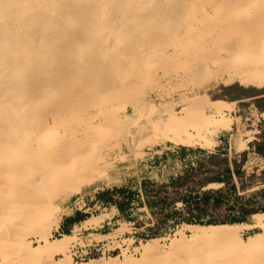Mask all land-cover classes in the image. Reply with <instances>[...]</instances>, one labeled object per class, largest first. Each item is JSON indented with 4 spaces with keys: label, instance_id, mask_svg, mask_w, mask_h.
I'll use <instances>...</instances> for the list:
<instances>
[{
    "label": "bare ground",
    "instance_id": "1",
    "mask_svg": "<svg viewBox=\"0 0 264 264\" xmlns=\"http://www.w3.org/2000/svg\"><path fill=\"white\" fill-rule=\"evenodd\" d=\"M172 1L0 0V264H73L67 251L74 237L62 234L59 239H49L50 232L57 229L59 222L58 206L51 199L69 192L79 193L81 186L92 179L90 174L98 170H96L97 167L95 169L92 166L95 170L89 169L93 172L89 175L84 174L80 172L79 165L72 161L73 158H69L71 157V152H68L70 148L79 150L72 149L71 145L76 141L73 135L77 132L71 134L72 138H67L63 132L60 133L63 136L56 132L49 139L51 140L49 144L53 146L51 149L45 146L49 138L47 136L56 125H61V122L70 123L71 121L74 124V120H67V116L70 115L79 113L77 123L92 129L101 127L102 123L106 122L99 120L96 124L89 123L92 118L97 116L101 118L108 111H112L108 114L113 116L111 108L110 111L103 107L109 101L111 102V97H108L107 102L108 93L111 90H117L116 87L121 90L124 84V88L131 85L132 72L123 73V69H126L124 66H135V64L138 66L144 61H141L142 59H146L144 58L146 52L151 51L153 46L150 41L154 39L157 41L162 36L164 29L168 27V22L170 24L171 19L179 11L172 12L169 9L173 4ZM186 1L183 2L185 11L183 14L201 15L190 23L186 21L187 25L183 26V28L186 26L183 30L184 37L187 39L186 44L189 43L187 45L192 47L190 54L192 55L193 52L195 57V50L202 52L204 47L212 46L209 42L215 41L216 44V40L219 41L217 47L213 45L216 48V54L213 57L202 58L200 54L203 65L199 73L201 79L197 82L202 83L215 77L223 79L225 86L238 83L244 87L263 88L264 0H218L213 5L203 4L197 8L186 6ZM212 7L213 15L224 14L213 23L211 21L213 15L207 13ZM183 8H181L182 11ZM230 15L233 16L232 20L228 18ZM135 27H139L138 35L131 38L130 33ZM169 31L164 35L165 40H167L165 37L171 36L172 39H176L181 35L178 36V30ZM127 38L128 45H122L121 40ZM178 39L181 40L180 37ZM169 45L171 50L177 51L171 43L167 47ZM183 45L185 44H179L184 49ZM176 46L179 48L178 45ZM186 46L185 48L189 49ZM152 48L157 49L156 53L159 52V48ZM162 51L165 50L162 49ZM176 53L179 54V51ZM203 54L213 55L212 53ZM176 56L178 57L177 54ZM164 57L166 60V55ZM183 60L186 61V58L181 61ZM210 65L215 66V70H212ZM136 73L133 78H140L141 73L138 71ZM115 83L118 85L115 86ZM70 84L74 85V90L66 97V100L64 99L65 101L45 106L48 100L46 96L50 99L54 93L57 94L56 91L59 92ZM82 98H91L95 101V113L87 110L90 104L87 105V109L84 106L82 108L81 105V109L75 108L77 101L81 103ZM121 100L122 105L129 103L135 110L134 113L138 112L139 107L134 104L135 102ZM151 105H141L148 115L156 112ZM115 107L118 111V107ZM206 109H212L214 114L207 115ZM233 111V101L212 99L208 93H204L184 105L179 112L172 109H166L163 113L157 111L156 113H160V116L166 117L162 119L159 116L157 120H150L153 130L152 128L149 130H152L154 134L156 132L154 130L161 131L159 135L156 132L157 136H155L161 142L215 148V140H208L205 134L230 130L232 119L229 113ZM124 118H129V114H125ZM109 120L113 124L119 122L110 117ZM106 126L104 125L103 128ZM64 128L61 127V129ZM70 128L67 130L72 129ZM88 130L90 129L86 131ZM144 134L147 135V133ZM155 137L149 138L154 140L152 138ZM142 139H140L141 142H143ZM239 142L238 145H245V141L239 140ZM235 144L237 145V142ZM67 147H69L68 150ZM237 147L239 146H236V149ZM77 148L82 151L81 147L77 146ZM85 148L87 146L83 147V150ZM90 150L88 153L83 152L85 155L82 156V161L85 164L91 162L90 158L94 149ZM80 151L75 153L80 155ZM75 153L72 157L76 156ZM75 159L79 163V158ZM252 216L255 225L264 226V212L254 213ZM102 220L99 217L88 219L92 224H99ZM88 221L82 224L89 226ZM184 227L190 228L191 234L188 235L189 237L181 234L178 241H172L169 252L153 245V241L156 240L154 239L152 243L141 244L140 258L128 256L124 251L121 254L122 260L113 257L96 264H264V243L262 242L264 234L255 233L245 239L239 236L243 228L250 227L247 223L204 226L185 224ZM31 234L36 235V246L27 241L26 237ZM124 241L127 240L124 239ZM134 250L137 249L134 248ZM56 254H60L61 257L55 259ZM89 261L86 264L96 262Z\"/></svg>",
    "mask_w": 264,
    "mask_h": 264
},
{
    "label": "rangeland",
    "instance_id": "2",
    "mask_svg": "<svg viewBox=\"0 0 264 264\" xmlns=\"http://www.w3.org/2000/svg\"><path fill=\"white\" fill-rule=\"evenodd\" d=\"M184 1L185 0H173L171 2L173 4H171V8L169 7V9L172 10V12L174 10H179L176 12V15L180 16V18L175 15L171 19L170 24L168 22V27L164 29L162 36L157 41L156 39L150 41L153 45L151 46L152 50L147 51V54L144 56L146 59L141 60L147 61L148 63L143 61L138 64V66L137 64H135V66L131 65L132 68L134 67V71H130V69H132L130 65H125V70L123 67L121 68L124 71L123 73L130 74L132 72V74H130L132 75L130 78L132 83L129 86L126 84V86H128L127 88H124V84L121 90L118 89V87H116L117 90H111V92L108 93V95L110 94L111 96L107 95V102L109 101L108 97H111L110 99L112 103L109 101L108 103H111L109 105L108 103L106 104L105 101L104 103L106 105L103 106L109 110L111 108V110H113V116L111 117V114H108L112 112L111 110V112L108 111L107 114L110 119H117L119 122L116 124L111 123L109 117L107 118V114L101 118L97 116L89 120V123L96 124L99 120L106 122H103L101 127L92 129L89 127L87 128L81 123H77L79 113L77 115H70L67 116V120H74V124H72L73 122L71 123V121L70 123L68 122L69 125L65 121L61 122L62 124H60L62 126L59 125V127L56 125L55 129L47 136V138L49 137L48 139L46 138L47 141L45 140L47 143L44 141L45 146H49L48 148L51 149L53 146L49 144L51 141H49V139H51L56 132V134L63 132V135H66L67 138H70L77 132L73 135L76 138V141H74L75 143L72 142L73 144L71 145L72 149L79 150H71V148L68 150V148L71 147V145H69V147H67L68 152H71V157L69 158H73L72 161L77 164V166L79 165L80 172H83L84 174L89 175L93 172L89 169L95 170L97 167L96 170L98 171L90 174V176L92 175V179L81 186L79 193L69 192L65 195L51 199L52 202L58 206L57 215L59 216V221L61 220V217L74 219L76 213H79L77 210L79 208L86 211L83 213L86 215L83 220L91 217H99L103 219L99 224L94 225H90L92 222L87 220V225L90 226H84L82 222L80 223L82 227L84 226L83 228H100L102 232L109 233L111 239L115 242L114 244L118 247V250L114 255L111 257L95 259L94 261L96 262H94V264L101 260L113 257H118V260H122L123 257L121 254L124 251L128 256L131 255L134 258H140L141 244L146 242L152 243L154 239L157 241H153V245L159 247L160 250L169 252L171 250L169 246L172 241H178L181 234L185 236L191 234L190 228L186 227V229L184 227L185 224L204 226L207 225L206 222L208 220L219 222L232 217H238L240 215L238 207L240 206L250 212L252 210L264 208V161H255L254 159H251V153L244 150L246 145H238L240 143L239 140L244 141L242 137L247 135L245 124H250V121L246 122V120L250 119L253 121V117H256V111L264 110V87L256 89L252 86L244 87L238 83H232L225 86L223 85V79L215 77L205 80L202 83L197 82L201 79L199 73L203 65L202 58L213 57L216 54L215 47H217L216 45L219 41L216 40V44L215 41L209 42V45L212 46L204 47L202 52L201 50H195L196 60H194V53L192 52L191 55V52H189L192 47L187 45L189 43L186 44L187 39L184 37L185 34L183 30L186 29V26L185 28H183V26L187 25L188 22L190 23L194 21L196 17H200L201 15L190 14L187 16L186 14H183L185 13L183 8ZM216 2H218V0H187L185 5L197 8L203 4L213 5ZM180 7L183 8V11ZM211 11L213 12V7L210 8L207 13L213 15ZM223 15V13L213 15V19L211 20L212 23L217 22ZM228 18L232 20L233 16L230 15ZM178 21L179 23L182 22L179 24ZM186 21L187 23L185 24ZM169 30H178V36L181 34L183 37H181V35L179 36L181 38L180 41L178 39L179 37L172 39L171 36L165 37L167 38V40H165L164 35ZM138 32L139 27H135L134 30L132 29L130 33L131 38L136 37ZM174 40H177L178 43ZM159 41L162 42V44ZM154 42L155 44L157 43L156 47ZM166 42L168 44L171 43L174 48L176 47L175 50H177L176 52L179 51V54L173 49L171 50L170 45L167 47L168 44ZM173 42H176L177 44L175 43L174 45ZM121 43L122 45H128V38L121 40ZM180 43L185 44L183 45L184 49H186L185 51H188L187 53L191 56L189 54L188 56H185L187 53L179 46ZM176 45H178L179 48ZM186 45L189 49L185 48ZM213 45H215V47ZM152 47L161 50L158 49L159 52L156 53L157 49H153ZM57 48L59 47L57 46ZM162 49L165 51H162ZM181 49H183V51ZM180 50L185 52V54L183 53L184 56L180 55L182 54ZM164 52H166V54ZM151 53L152 55H150ZM203 53H212L213 55L208 56ZM162 55H166V60H164L165 57ZM191 57L192 59H190ZM184 58H186V61L188 60L189 63L185 60L181 61ZM180 61L184 63H181ZM123 62L124 61H122V63ZM210 67L212 70H215V66L210 65ZM127 68H129V70H127ZM137 71L138 73H141L140 78H133L134 75L137 74ZM196 83H198V85ZM114 85L117 86L118 84L116 85L115 83ZM66 86L60 89L59 92L56 91L57 94H52L53 96L50 99L46 96L48 100L46 101L45 106H50L54 102L65 101L67 99L66 97L74 90L73 84H70L68 87ZM128 88L130 90H127ZM204 93H208L212 99L220 98L234 102V111L229 113V116L232 119L231 129L227 130V132L219 131L216 133L205 134V137L208 140L221 139L226 143L230 141L231 145H220L217 151H214L211 150V147L207 146H186L173 144L168 141L161 142L158 137H155L159 135L161 131L158 132V130H154L157 132V135L156 132L155 134L154 132L152 133L151 131L153 128L149 121L154 119L157 120L160 116V113H156L157 111L163 113L166 109H172L175 112H179L184 105L189 104L191 100L202 96ZM121 99H123V101L124 99H127V101H131V103L135 102L134 104L138 105L140 109L138 108V112L134 113L135 110H133L129 103L125 105L120 103V101H122ZM181 100H183V102ZM79 103L78 100V105L75 104L76 109H81L83 106L87 109V105L90 104V107H88L87 110L95 113L94 110L96 107L94 106H96V104L91 98H82V104ZM145 104H152L153 111L156 110V112H152L148 115L145 108L142 107ZM114 105L118 107V111ZM205 112L207 115L214 114L212 109H206ZM125 114H129V118L125 119ZM164 116L165 115H161L160 117L165 119L166 116ZM104 125L107 126L103 128ZM64 126L66 128H64ZM61 127L64 129H61ZM69 127H71L72 129H70L74 132L69 130L71 131L70 133L67 130ZM80 128L83 129L80 130ZM98 128L101 129L98 130ZM108 128L110 130H108ZM151 128L152 130L150 131L149 129ZM87 129H90L91 131H86ZM100 131H102V134ZM103 131L105 132L103 133ZM89 133L90 135H88ZM105 133H107V135ZM144 133H147L148 136ZM108 134L110 135L108 136ZM87 135L88 137H85ZM101 136L102 139H100ZM146 136L148 138L154 136L155 138H152L154 140L149 138L150 140L147 142L148 138ZM141 138L145 140L142 139L143 142H141ZM144 142L147 143L145 144ZM235 142H237V145ZM93 143L94 146H92ZM142 143L143 145H141ZM88 144L90 145L88 146ZM77 146L81 147L82 151H80V148H77ZM86 146L88 149L85 148L86 150H83V147ZM236 146H239L240 148L237 147L238 149H236ZM89 149H94L92 150L93 152L90 158L91 162L90 164H85V162L82 161V156L85 155L83 152L85 153L86 151L88 153ZM79 151L80 155L77 154ZM207 151L212 152L209 153ZM74 153L76 156L72 157L74 156ZM76 157H78L81 162L78 160L79 163H77V159H75ZM92 166H94L95 169H92ZM85 168L89 171H85ZM207 194L212 197L210 196L206 201H203L202 197ZM213 196H218L220 198L216 205H213ZM259 212L260 211H257V213ZM253 214L248 213L246 215L249 221L244 223L249 224L250 227L243 228L240 231L241 233L239 232V236L242 239L255 233L264 234V226L255 225V220L252 216ZM185 219H188L189 221L186 222ZM76 227H74V230H76ZM118 229L121 231H116ZM54 231L55 229L50 232V240L60 238V236H58L59 232ZM26 238L33 246H36V235L31 234ZM124 239L127 241H124ZM262 242L264 243V239ZM134 248L137 250H134ZM59 257H61L60 254L54 256L55 259ZM72 262L73 264H86L90 261Z\"/></svg>",
    "mask_w": 264,
    "mask_h": 264
},
{
    "label": "built area",
    "instance_id": "3",
    "mask_svg": "<svg viewBox=\"0 0 264 264\" xmlns=\"http://www.w3.org/2000/svg\"><path fill=\"white\" fill-rule=\"evenodd\" d=\"M256 109V108H255ZM257 110V109H256ZM254 120L247 119L250 124L246 123L247 135L242 138L245 141L246 148L255 161H264V149L260 151L256 148V144L261 142V136L264 134V110L256 111ZM227 132L222 130L220 132ZM79 212L85 213V210L77 209ZM102 227V226H101ZM54 232H57L55 229ZM62 234L58 233V236ZM68 235H72L74 240L71 242L68 254L72 261L85 262L89 260L111 257L118 250L117 245L111 239L109 233L102 232L100 228L88 227L83 228L80 224L76 230L74 227L69 231Z\"/></svg>",
    "mask_w": 264,
    "mask_h": 264
},
{
    "label": "crops",
    "instance_id": "4",
    "mask_svg": "<svg viewBox=\"0 0 264 264\" xmlns=\"http://www.w3.org/2000/svg\"><path fill=\"white\" fill-rule=\"evenodd\" d=\"M260 140H261V142L257 143L255 146H256V148L258 150L263 151V149H264V134L261 136ZM215 142H216L215 148L211 147V150H214V151L215 150L217 151V149L220 147V145H231L230 141L228 143H226V142H223L221 139H216ZM207 152L211 153L212 151H207ZM88 219L89 218H87L85 220H80V218H74V219L68 218V219H66V217L65 218L62 217L61 220L58 223L57 232H59L61 234L69 233V231L73 227H76L78 224H80L81 222H84V221H86ZM91 225H94V224H91Z\"/></svg>",
    "mask_w": 264,
    "mask_h": 264
},
{
    "label": "trees",
    "instance_id": "5",
    "mask_svg": "<svg viewBox=\"0 0 264 264\" xmlns=\"http://www.w3.org/2000/svg\"><path fill=\"white\" fill-rule=\"evenodd\" d=\"M210 196L211 195H209V194L204 195L202 197L203 201H206ZM219 200H220V198L218 196H215V197L213 196V205H216ZM238 208H239V212H240V215L238 217H232L230 219L222 220V221H219V222H216L214 220H208L206 222L207 225L208 224H221V223H228V224H232V223H244V222L249 221V219L246 217V215L248 213L249 214H253V213H257V211L264 212V208H261V209H258V210H252L251 212L248 211V210H246L242 206H240ZM79 213H76V217L75 218H80V220H83L86 217V215L83 214V213H81V212H79ZM185 221L188 222L189 220L188 219H185ZM65 234H68V233H65Z\"/></svg>",
    "mask_w": 264,
    "mask_h": 264
}]
</instances>
